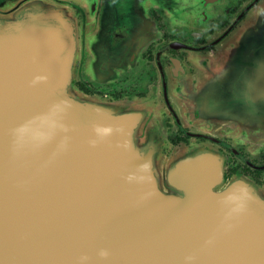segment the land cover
Masks as SVG:
<instances>
[{
  "label": "water",
  "instance_id": "water-1",
  "mask_svg": "<svg viewBox=\"0 0 264 264\" xmlns=\"http://www.w3.org/2000/svg\"><path fill=\"white\" fill-rule=\"evenodd\" d=\"M90 2L87 30L108 18ZM117 2L118 11L126 8ZM78 3L0 0V264H264V184L243 175L225 180L222 154L209 145L164 156L158 106L102 100L74 85L69 52ZM259 18L235 40L246 48L212 61L227 76L219 86L235 78L239 54L243 65L253 64L242 111L238 98L225 103L229 109L217 94L213 100L216 88L206 82L180 113L255 145L264 142ZM129 19L111 16V29L99 33L107 39L92 33L89 49L112 52L113 63L120 45L128 46ZM137 48H126L125 62ZM166 116L180 123L171 109Z\"/></svg>",
  "mask_w": 264,
  "mask_h": 264
},
{
  "label": "flooded vegetation",
  "instance_id": "flooded-vegetation-1",
  "mask_svg": "<svg viewBox=\"0 0 264 264\" xmlns=\"http://www.w3.org/2000/svg\"><path fill=\"white\" fill-rule=\"evenodd\" d=\"M151 1L156 2V0ZM176 1L181 3L178 7L180 9L179 15L168 20L161 9L148 5H146V11L136 14V18L133 19L131 17L133 15L131 12L133 2L127 0V16L131 19L128 20V27H126L128 31L126 35L129 37L128 46L125 44L126 48L129 50L142 45L145 41L143 39L145 35L153 34L155 37H151V41L147 37L149 42L144 45L143 49L141 48L135 61L125 63V61L123 62L125 51L116 53L115 60L128 64V67L116 72L117 78L114 77L111 83H109L110 80L94 81L87 66L92 56L96 54V61L93 65L95 74L101 76L106 70L107 74L110 75L111 72L116 71L112 67H108V64H112L110 57L113 56V53L103 51V48L100 47L96 48V52H94L89 49L90 45L85 41L87 43L82 46V57L79 67L77 64V75L73 81L74 85L86 95H95L107 99H150L153 105L158 106L161 110L160 114L166 133L168 134L171 129L177 133L175 140L165 138L163 141L161 152L164 154L169 152V149H166L168 144L176 145L177 142V144L193 141L214 143L209 136H198L189 132L181 120L177 124L173 117L166 116V113H169V109H171L174 113L183 114L186 109H189L194 90L183 95L181 90L177 89L184 87V84L187 86L190 78L196 77L195 69H203L206 72L203 82H212V85H208V87L217 88L219 86L215 83H219L227 76L223 74L222 70L219 72L214 66L210 67V63L213 64V58L227 49H239V47L244 49L246 43L238 44L235 40L244 33V26L247 23L249 24L252 19L255 20L262 15V12L264 13V0ZM87 8L88 6L83 8L82 13L84 15ZM113 14V16L120 15L117 6ZM78 17L82 20L78 22V25L87 34V37L91 36L92 33L102 32H97L98 28L93 27V24L90 30H87L83 25V21H86L87 18H83L80 14ZM148 17L151 19V23L148 22L147 25L145 20H148ZM84 40H86L85 36ZM243 55L245 56V54ZM103 61L105 63L102 65ZM96 66L97 68H95ZM238 142V140L235 141V143ZM215 144L220 152L226 153L228 146L222 138L215 140ZM235 173L249 177L259 185L264 182V177H259L261 175L260 169L250 172L247 166H242L239 172L236 168L225 169L223 177L226 180Z\"/></svg>",
  "mask_w": 264,
  "mask_h": 264
},
{
  "label": "rangeland",
  "instance_id": "rangeland-1",
  "mask_svg": "<svg viewBox=\"0 0 264 264\" xmlns=\"http://www.w3.org/2000/svg\"><path fill=\"white\" fill-rule=\"evenodd\" d=\"M126 1L127 0H125V2ZM88 2L94 4L95 15H97V13H99L103 17L108 16V18H105V19L102 18L100 24L96 25L99 27L97 32H100V30H99L100 28H101V30L111 29V26H112L111 25L112 24L111 16L114 15L113 13L115 11L116 4L119 2H117V0H79L78 5H79V8L81 9V12L79 13L80 10H75L74 13L77 15V18L75 17V19H78L80 22L82 20L79 19L78 14L83 16V18H89L90 17L89 14L87 13L86 9H85L86 14L84 15V13H82L83 8L84 7L86 8ZM129 2H133V10L131 11L133 13V15H131V17H133V19L136 18V14H140L144 10L146 11V9H147L146 5H148L149 7L153 6V7H156L158 9H161L162 12H164L166 18L168 20H170L171 17H173V18L178 17L179 11H180V9L178 7H179V5H181V3H178L176 0H165V1H160V2L158 0H156V2H152L151 0L150 1L129 0ZM90 3H89V6L92 7L93 4H90ZM126 10H127V6H126V8L123 7L122 5L119 6V13L122 14L123 16L125 15V17H126L127 12H128V10L127 11ZM89 13H92V12L89 11ZM261 14H262V16H258V18L264 17V13L262 12ZM68 17L70 18L71 14L70 15L68 14ZM97 17H96V22L98 21ZM261 18H259V19H261ZM73 19H74V17H73ZM142 19H145V18H142ZM255 20H256V18H255ZM255 20L252 19L249 24L247 23V25L244 26L243 32L257 28V24H255L253 22ZM146 21H147V25L149 23H151V19H149V17H148V20H145V22ZM74 25L75 24L73 22V26ZM125 26L126 25H123L121 28H125ZM74 27H75L74 28L75 35L73 38L74 41L70 47V52H69V56L72 59V63H73V67H72V74H74L73 79L77 75V68L76 67H77V64L79 67V63H80V60L82 57V50H83L82 46L85 45L88 42L89 38L91 37L90 35H89V37H87V34H85L83 32V30L80 28L78 31V26L75 25ZM84 36H85L86 40H84ZM236 36H238L237 33H236ZM97 37L100 38V40H99L100 42L107 39L106 38L107 36H105V35L103 36L99 33L97 34ZM147 37L151 41V37H155V36L153 34H151L149 36L145 35L144 38L142 36V38L145 41L143 40L144 43H142V45H140V48L135 47L138 50L136 52V58L135 59H137L138 53L141 50V48L143 49L144 45L147 42H149ZM85 41H87V42L85 43ZM251 42H252V44H249V47H251V46L253 47L259 41L253 40ZM103 44H105V43H103ZM247 45L248 44L245 45V48ZM103 46L105 47L106 45H103ZM103 46H101V47H103ZM73 47L74 48L76 47L77 49L73 51ZM96 47L99 48L98 45H96ZM120 49H122V50H120L119 53L125 51L124 52L125 59L123 60V62H124L127 58V55H128L126 45L121 44ZM92 50L94 52H96L95 48L94 49L92 48ZM107 52L109 53V51H107ZM116 53H118V52H116ZM243 54L244 53H241V54H239V56H237L236 64L238 65V69H237L235 78L229 79L223 85L218 86L216 89H213V91H212V99L214 100L213 96L215 94H217L215 97V100L216 99H221V100L224 99L225 102L223 104H224L226 109H229V105L227 107V105L225 103L232 104L230 102L231 100L229 101V99H237L238 98V101H236V102H237L238 106L240 105V108H239L240 112L242 111L241 99L248 101V98L251 96L250 82H251V74H252V70H253V64H251V66L250 65H243V60L246 59V57ZM242 55H243V57H241ZM135 59L133 61H135ZM261 59L264 60V57L262 56ZM95 61H96V54L94 56H92V58L90 59V62L88 63V66H87L88 71H90L91 73L94 74L92 76V79L94 81H98V80L108 81V80H110L109 83H111V80L114 77L117 78L116 72L123 70V69H126L128 67V64H125L126 62L123 63V62H118L117 60H113L112 65L109 64L108 67L110 68L111 66H114L113 70H116V71L111 72L109 75V74H107V72L105 70V71H103V75L99 76V75L95 74V69H93V65L95 64ZM222 62H223V60H222ZM104 63H105V61H103L102 65ZM216 64L219 65L218 61H215L214 64L210 63V67L214 66V68H216V71H217V67H215ZM221 64L223 65V63H220V65ZM102 65H101V68H102ZM243 66H247V67L243 68ZM95 68H97V66ZM194 73H195L196 77H191L189 84L187 82V86L184 84V87L182 86V87L177 89V90H181L183 95L187 94L189 92H192V90L198 91L205 85V83L203 81L205 79L204 76H205L206 72L203 69H199V70L195 69ZM216 90L218 93H216ZM88 96H93V97H96V98H99L102 100H108V101H110V100H123V99L101 98V97H98L95 95H88ZM212 99L204 98V101L206 102V101L212 100ZM125 100L138 101L140 103L153 104V102L150 99H134L133 98V99H125ZM236 111H238V110H236ZM179 115H180V119L183 123V126L187 127L189 132L193 133L194 135H198V136H205L206 135V136H209L211 139H214V140H218V139L222 138L226 142L228 149H227L225 154L221 152L222 157H223L224 170L229 169V168H236L237 172H239L240 168L242 166H245V167L247 166V168L250 172H253L255 169H260L261 175L259 177L260 178L264 177V142L263 141L256 142L257 145H255V142L253 143V142L248 141V140L244 141L243 139L245 138V136H243L242 134L240 135L238 131H224L222 129L218 130L216 128H219L220 127L219 125L215 126L216 128L213 127L210 129H205L203 127L205 125L204 122L186 120V117L184 115H181L180 113H179ZM262 120H263V118L261 119V122H262ZM163 126H164V124H163ZM162 138H163V141L165 140V138L175 140L177 138V133H176V131L171 129L168 132V134L165 131V135ZM192 140H193V138H192ZM236 140H238L239 142L235 143ZM176 142H177V140H176ZM177 143H175L176 145L167 143L168 145H167L166 149H169V152L167 154H164L162 152L161 153L164 156H168L169 154L177 153L179 151H184L193 145H209V146L213 147L214 149L218 150L217 145H214L212 143L210 145L208 142L198 143L197 141H193L190 143H183V142L179 143V144H177ZM223 175H224V172H223ZM233 175H241V174L235 173ZM232 176H230V177H232ZM247 178L250 179L249 177H247ZM226 180H228V179H226ZM262 184H264V182ZM262 184H260V185H262Z\"/></svg>",
  "mask_w": 264,
  "mask_h": 264
},
{
  "label": "crops",
  "instance_id": "crops-1",
  "mask_svg": "<svg viewBox=\"0 0 264 264\" xmlns=\"http://www.w3.org/2000/svg\"><path fill=\"white\" fill-rule=\"evenodd\" d=\"M85 94V93H84Z\"/></svg>",
  "mask_w": 264,
  "mask_h": 264
}]
</instances>
